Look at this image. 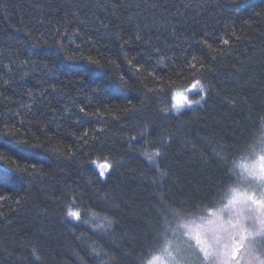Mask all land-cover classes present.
Returning <instances> with one entry per match:
<instances>
[{
    "label": "trees",
    "instance_id": "1",
    "mask_svg": "<svg viewBox=\"0 0 264 264\" xmlns=\"http://www.w3.org/2000/svg\"><path fill=\"white\" fill-rule=\"evenodd\" d=\"M262 119L264 0H0V264H141L222 203Z\"/></svg>",
    "mask_w": 264,
    "mask_h": 264
},
{
    "label": "clouds",
    "instance_id": "2",
    "mask_svg": "<svg viewBox=\"0 0 264 264\" xmlns=\"http://www.w3.org/2000/svg\"><path fill=\"white\" fill-rule=\"evenodd\" d=\"M197 101L200 100H187L185 103L187 107H192L197 104ZM260 127L261 133L233 157L229 174L234 182L225 185L222 203L211 209L212 215L204 209L201 214L182 220L180 223V227L188 238L194 240L196 245L204 251L205 264H237L232 258L229 235L220 225L228 219L235 220L241 209L247 211L248 208H252L256 211L252 201L247 197L252 193H255L257 197L264 193V119L261 120ZM147 153L151 154V152ZM235 193H240L237 197L239 202L235 205L229 204V200ZM69 209L80 211L79 221L68 215ZM259 212L264 217V207H259ZM65 216L73 222L83 223L91 231L104 236H107L116 224L114 217L91 208L84 212L81 208L67 206ZM209 221H215V223H209ZM243 259L245 264H264V254L259 252H252ZM141 264H171L167 246L159 251L148 252L142 258Z\"/></svg>",
    "mask_w": 264,
    "mask_h": 264
},
{
    "label": "rangeland",
    "instance_id": "3",
    "mask_svg": "<svg viewBox=\"0 0 264 264\" xmlns=\"http://www.w3.org/2000/svg\"><path fill=\"white\" fill-rule=\"evenodd\" d=\"M200 88L199 83H196L188 90L177 92L174 98V105L177 103V99H180L179 109H182L186 106L185 102L190 100V95L196 93ZM253 207L257 210L253 211L252 208H248L245 211L241 209L235 220L228 219L223 225L224 231L229 235L232 247L236 240L241 239L242 230L248 234L246 239L241 240L242 248L239 252V259H234L237 264H245L243 257L251 255L252 252L262 253L261 247L263 248L264 245V217L259 212V207L255 205ZM182 233L184 234L183 241ZM180 235L181 238L178 240L174 238L166 245L171 264H205L204 251L196 245L194 240L188 238L182 228ZM183 246L188 250L190 249L191 252L185 253Z\"/></svg>",
    "mask_w": 264,
    "mask_h": 264
},
{
    "label": "snow or ice",
    "instance_id": "4",
    "mask_svg": "<svg viewBox=\"0 0 264 264\" xmlns=\"http://www.w3.org/2000/svg\"><path fill=\"white\" fill-rule=\"evenodd\" d=\"M224 43H228V41H224ZM209 47H211V46H209ZM96 63H98V61H96ZM200 87H201V90H203V85H201ZM178 96H179V94H178ZM201 99H203V97H201ZM200 102L201 101H197V104H199ZM180 103H181V100L177 99V103L175 105H173V107H176L177 109H179V104ZM164 111L167 112L168 109L165 108ZM160 155H162V152H161L160 149H155L154 151L151 152V154H149L147 152L145 153L146 158L149 161H153V163H155L156 157H159ZM98 167L100 168V172H99L100 177H105V175H106L105 170L111 169L113 167V164L111 162H105L103 164L98 165ZM161 175L165 176V175H167V173L166 172H161ZM239 195H240V193H235L233 195V197L229 200V204L235 205L236 203H238L239 201H238L237 197ZM247 198L252 201L253 205H255L257 207H264V193H262L259 197H257V195L255 193H252ZM68 215L72 216V217H75L77 221H79V219H80V211L79 210L73 211V210L69 209ZM209 215H212V211L211 210L209 212ZM209 223H215V221H209ZM223 225H224V223L221 222L220 226L223 227ZM247 235L248 234L245 231L242 230L241 231V239L240 240H236L234 242V245L232 247V253H231L233 259H239V252H240V250L242 248L241 240L246 239ZM32 251H33V254L35 255L36 250L33 249ZM92 251L96 252V249H92ZM38 258L39 257H37V259ZM105 264H106V262H105Z\"/></svg>",
    "mask_w": 264,
    "mask_h": 264
},
{
    "label": "water",
    "instance_id": "5",
    "mask_svg": "<svg viewBox=\"0 0 264 264\" xmlns=\"http://www.w3.org/2000/svg\"><path fill=\"white\" fill-rule=\"evenodd\" d=\"M236 260V259H235Z\"/></svg>",
    "mask_w": 264,
    "mask_h": 264
}]
</instances>
